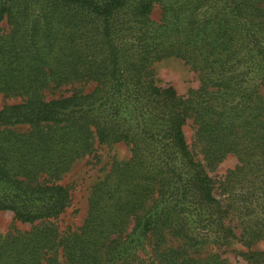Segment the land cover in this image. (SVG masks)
Returning <instances> with one entry per match:
<instances>
[{
    "label": "trees",
    "instance_id": "trees-1",
    "mask_svg": "<svg viewBox=\"0 0 264 264\" xmlns=\"http://www.w3.org/2000/svg\"><path fill=\"white\" fill-rule=\"evenodd\" d=\"M3 21L0 94L20 102L0 109V212L31 228L0 233V264H225L190 249L235 238L229 215L246 248L264 240V0H0ZM168 58L201 86H158L151 67ZM116 143L131 157L94 185L83 224L61 232L62 176L95 144ZM228 155L237 166L216 198L208 171ZM147 237L154 261L135 257Z\"/></svg>",
    "mask_w": 264,
    "mask_h": 264
},
{
    "label": "rangeland",
    "instance_id": "rangeland-1",
    "mask_svg": "<svg viewBox=\"0 0 264 264\" xmlns=\"http://www.w3.org/2000/svg\"><path fill=\"white\" fill-rule=\"evenodd\" d=\"M151 19L157 22L160 19L159 5H154ZM0 29L7 32L8 26L6 21L0 24ZM156 83L160 87L172 86L178 95H186L190 90H197L201 86L200 78L197 72L193 71L183 61L176 58H168L155 62L151 67ZM94 88V84H74L72 86L62 87L56 91V95L63 93L67 96L71 90L82 89L84 92H90ZM50 98V95L47 97ZM19 98H6L0 94V109L6 105L19 103ZM185 140L194 159L203 163L200 148L195 142V128L191 120L187 121L184 128ZM131 157L130 146L125 143H116L112 145L95 144L94 150L89 155L79 158L71 167V169L62 176L60 184L69 187L71 195V205L61 214L55 223L61 232L78 229L84 222L88 211V199L94 185L105 178L110 172L113 161L123 162ZM237 166V159L228 155L219 163L212 171H208V175L215 183L214 196L219 198L218 182L223 179L227 171ZM224 227H230L235 238L226 236L220 238L210 236L203 240L201 245L191 248L190 252L194 257L204 258L206 256H218L225 264H249L246 255L249 252L263 253L264 240L252 244L246 248L238 241L239 229L236 227L235 221H230V215L223 220ZM12 226L20 231H28L31 225L21 223L14 220L13 214L9 211L0 212V233H6ZM132 225H130V229ZM144 247L135 253L137 259L145 261H154L155 256L152 252V244L144 238ZM168 246H182L181 241L170 240ZM166 246V247H168ZM165 247V248H166ZM164 249V248H163ZM264 263V257L259 260Z\"/></svg>",
    "mask_w": 264,
    "mask_h": 264
}]
</instances>
